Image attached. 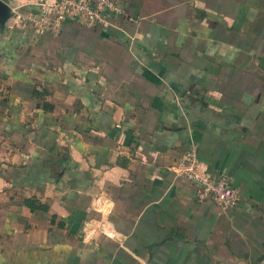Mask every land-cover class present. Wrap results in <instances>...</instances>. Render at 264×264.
Segmentation results:
<instances>
[{"label":"crops","instance_id":"1","mask_svg":"<svg viewBox=\"0 0 264 264\" xmlns=\"http://www.w3.org/2000/svg\"><path fill=\"white\" fill-rule=\"evenodd\" d=\"M40 1L0 0V264L264 262V0H116L129 20L57 35L13 24ZM192 146L234 209L176 175Z\"/></svg>","mask_w":264,"mask_h":264},{"label":"built area","instance_id":"2","mask_svg":"<svg viewBox=\"0 0 264 264\" xmlns=\"http://www.w3.org/2000/svg\"><path fill=\"white\" fill-rule=\"evenodd\" d=\"M113 18H126L125 10L116 0H41L36 9H15L13 24L42 35H57L64 24L78 23L87 28L112 27ZM178 177L190 182L196 189L198 203L211 201L222 210L234 209L238 205L236 190L228 186L227 178L218 172L203 170L197 159L196 147L183 153L175 164ZM104 217L98 225L99 232L113 238L114 232Z\"/></svg>","mask_w":264,"mask_h":264},{"label":"trees","instance_id":"3","mask_svg":"<svg viewBox=\"0 0 264 264\" xmlns=\"http://www.w3.org/2000/svg\"><path fill=\"white\" fill-rule=\"evenodd\" d=\"M24 203H25V205H26L28 208H30V209H32V210H34V209L45 210V209H46V206H44V205H39V204L35 203L34 201L25 200Z\"/></svg>","mask_w":264,"mask_h":264},{"label":"water","instance_id":"4","mask_svg":"<svg viewBox=\"0 0 264 264\" xmlns=\"http://www.w3.org/2000/svg\"><path fill=\"white\" fill-rule=\"evenodd\" d=\"M1 7H3V5L0 3V8H1ZM4 11H5V16H4V18H6V17H8V15L10 14V13H9V9L4 8ZM11 14H13V13H11ZM259 264H264V262H261V263H259Z\"/></svg>","mask_w":264,"mask_h":264}]
</instances>
